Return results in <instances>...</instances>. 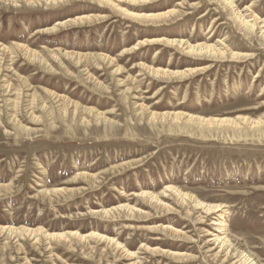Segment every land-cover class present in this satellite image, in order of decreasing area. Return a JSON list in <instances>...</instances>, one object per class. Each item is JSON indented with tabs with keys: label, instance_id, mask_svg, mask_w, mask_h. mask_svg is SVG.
<instances>
[{
	"label": "rangeland",
	"instance_id": "1",
	"mask_svg": "<svg viewBox=\"0 0 264 264\" xmlns=\"http://www.w3.org/2000/svg\"><path fill=\"white\" fill-rule=\"evenodd\" d=\"M232 1L263 21L254 33L223 0L120 3L176 10L155 21L98 0H0V264H264V0ZM172 188L223 206L228 248L218 212Z\"/></svg>",
	"mask_w": 264,
	"mask_h": 264
},
{
	"label": "bare ground",
	"instance_id": "2",
	"mask_svg": "<svg viewBox=\"0 0 264 264\" xmlns=\"http://www.w3.org/2000/svg\"><path fill=\"white\" fill-rule=\"evenodd\" d=\"M11 1L16 2L17 0H11ZM27 1L32 2L33 0H27ZM44 1L46 3H49V2H55L56 0H44ZM98 1L105 2L107 4H111L114 8L123 11L127 15H130L132 17H136L139 19H144V20H154V21L155 20H162V19H165V18L172 16L176 11L175 9H169V10H166L163 12H158V13H138V12L130 11L129 9L124 8L120 5V3H123V2L124 3L125 2L126 3L127 2L128 3H135L138 1H147V0H98ZM223 1L232 8L231 11H233L234 15H236L241 26H243L248 32H250V33L253 32L255 27L257 26V24H259V23L262 24L263 21L258 20V18H255V17H253L252 20L246 19L245 16H243L239 11H237V8L234 7L232 0H223ZM260 27H262V26H260ZM262 34L264 36V30L262 31ZM155 41H165L168 44L176 45L188 54L201 55V56L204 54L210 55V56H224L226 54H229L232 57L239 55V54L235 53L234 51H232L228 48L225 49V48L218 46V45H215V44H209V43H205V42L193 44V43H190L188 40H185L183 38L170 39V38L161 37V38H157ZM148 70L152 74L160 75V76H176V75L182 76L185 74L184 70H170V69L158 68V67H156V68L148 67ZM181 115H182L181 113H177L176 115L173 116V118H177ZM187 119L192 120V119H194V117L191 115H188ZM197 119L200 120L201 122H206V123H213L214 122L217 124L218 123L219 124L225 123V122L226 123L234 122V120L231 118H222V117L221 118H218V117H208V118L199 117ZM173 192H175L181 198L187 197V198L191 199L196 206L202 207L203 209H205L208 212H212V211L218 212V220L219 221H215V224L218 225L217 229H218L219 234H215V240L218 241L220 246H226L227 248L230 246V241L226 235V223L224 220L225 209H223L222 205L204 203V202L200 201L199 199L193 197L192 195L182 193V191L177 190V189H173ZM143 193L145 194V191ZM151 197H154V196H151ZM70 233H72V235L76 234V232H70ZM91 233H92V235H95V236H98L101 238L104 237L103 234L97 233L95 231H92ZM44 234H45V236L51 237V238H60V237L65 238L66 237V233H64V232H44ZM78 235H80V234H78ZM80 236L84 237L85 234H81ZM238 260L240 261L241 264H257L256 261H254L252 258H250L249 255H247L246 253H243V252H241V255H240Z\"/></svg>",
	"mask_w": 264,
	"mask_h": 264
}]
</instances>
